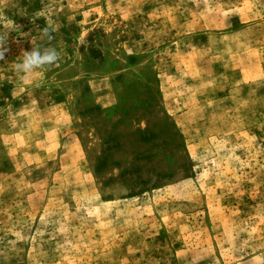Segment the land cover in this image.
<instances>
[{"label": "rangeland", "instance_id": "374dc122", "mask_svg": "<svg viewBox=\"0 0 264 264\" xmlns=\"http://www.w3.org/2000/svg\"><path fill=\"white\" fill-rule=\"evenodd\" d=\"M0 37V264H264V0H0Z\"/></svg>", "mask_w": 264, "mask_h": 264}, {"label": "clouds", "instance_id": "9594fccd", "mask_svg": "<svg viewBox=\"0 0 264 264\" xmlns=\"http://www.w3.org/2000/svg\"><path fill=\"white\" fill-rule=\"evenodd\" d=\"M42 35L51 39L48 28L43 29ZM4 37H0V60L5 59V53L9 51L5 47ZM61 59V53L54 47H32L30 51H23L22 60L15 65V71L25 75H31L37 69L55 65Z\"/></svg>", "mask_w": 264, "mask_h": 264}]
</instances>
